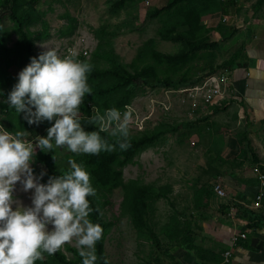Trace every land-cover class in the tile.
Wrapping results in <instances>:
<instances>
[{
  "label": "rangeland",
  "instance_id": "obj_1",
  "mask_svg": "<svg viewBox=\"0 0 264 264\" xmlns=\"http://www.w3.org/2000/svg\"><path fill=\"white\" fill-rule=\"evenodd\" d=\"M118 1L39 0L36 8L42 20L28 28L36 32H47L48 36L45 40L35 43V55L46 47H55L59 54L68 49H72L76 54L88 50L89 53L85 59L94 62L96 68L104 69L107 62L102 57H93L98 45L94 32L104 27L107 35L101 38L108 37L111 40L113 51L122 63L135 65L139 71L149 68L160 80L170 79L172 83H178L177 86L173 84L169 88L182 89L193 85L190 84L191 80L197 83L205 78L206 76H203L209 70L213 58L221 62L228 59L232 53L230 48L227 49L229 53L224 48V44L234 36L233 30H227L230 21L224 22V16L221 13L212 11L202 14L201 24L211 31L207 36L214 41L219 38L215 31L217 32L221 26L225 27L224 30L222 29L224 41L219 40L221 44L211 51H204L195 57L188 58L184 65L159 62L152 57L151 53L145 51L148 40H154V49L158 53L174 54L183 49L181 43L161 40L157 34L163 26L160 19L148 16L155 8L165 7L168 0H135L128 2L120 9L116 7ZM239 1L245 4L244 13L247 14L245 17L242 11L239 16L256 19L264 16V8L258 9L256 5L260 0ZM66 12L78 21L76 30L70 37L61 35L69 24L64 17ZM0 16L2 17L1 26L10 29L11 22L8 15L0 11ZM102 33L100 31L98 34L102 35ZM14 40L15 37L12 36L8 45ZM18 71L19 69L15 67L10 69L14 77ZM143 87H145L144 91L139 96L150 95L162 101L164 106L157 105L151 112L140 100L135 98L134 102H131V108L127 110L132 116L129 121V137L134 138L141 133L156 132V138L149 147L133 156L132 164L123 167L122 177L124 181L138 180L140 183L153 187L155 193L145 195L148 200L143 214H146L145 220L148 223L146 230L154 231L161 245L164 239L171 240V236L175 238L178 231L184 229L187 221L183 220V216H187L192 209L196 210L201 205L202 201L198 202V207H195V198L199 199L203 196L201 192L204 188L210 190L213 187L215 180L206 178L207 171L204 163L209 158L204 143L210 132L218 133L221 128L219 123L210 122V120L214 119L217 111L226 109L228 105L225 106L223 103L219 110L212 109L207 114L201 109L194 110L191 106L192 109L178 94L172 99L171 105L166 103V99L160 96V92H157L156 96L153 92H149L158 85ZM96 109H93L95 112L92 114L97 112ZM231 131L235 133L237 129ZM26 136L29 138L30 134ZM248 139L250 140L249 137ZM249 140L247 137L239 138V144L242 147L240 158L248 155L246 144L250 143ZM53 150L55 153L50 155L53 169L58 172L68 167L67 158L74 153L66 151L63 146L55 147ZM33 151L35 155L39 152V148L34 145ZM215 158L219 162V158ZM34 162L33 157L31 166L34 171L37 173L43 171L46 179L49 175L47 168L35 165ZM93 187L96 189L93 199L99 208L100 217L108 225L104 245L109 259L113 264H150V256L156 247L146 237L139 235L129 214L122 188H114L102 195L96 185ZM16 195L27 202L26 195L20 191L19 187ZM60 250L67 260L78 256L74 241L66 242Z\"/></svg>",
  "mask_w": 264,
  "mask_h": 264
},
{
  "label": "clouds",
  "instance_id": "obj_2",
  "mask_svg": "<svg viewBox=\"0 0 264 264\" xmlns=\"http://www.w3.org/2000/svg\"><path fill=\"white\" fill-rule=\"evenodd\" d=\"M92 65L69 49L61 56L46 47L15 75L0 102L7 103L27 125L48 122L46 135L34 140L22 130L9 131L0 124V264H34L74 241L80 264H97L107 258L97 254L103 228L90 214L89 197L96 189L83 161L67 158L68 168L57 174L37 173L31 166L34 145L41 151L63 146L74 154L126 150L130 146L131 113L115 106L102 113H81L86 94L91 93L88 75ZM87 125H98L87 130ZM106 131L112 141L101 132ZM27 202L17 195V188Z\"/></svg>",
  "mask_w": 264,
  "mask_h": 264
},
{
  "label": "trees",
  "instance_id": "obj_3",
  "mask_svg": "<svg viewBox=\"0 0 264 264\" xmlns=\"http://www.w3.org/2000/svg\"><path fill=\"white\" fill-rule=\"evenodd\" d=\"M134 1L119 0L116 7L120 9L128 2ZM38 2L39 0H0V11L5 12L11 22L10 29L2 27V17L0 16V99L6 96L15 81V77L10 73V69L12 67L20 69L28 63V58L35 56V43L45 40L48 36L47 32H36L28 28V26L37 24L42 20L41 14L36 8ZM257 3L258 9L264 8V0H260ZM212 11L219 12L222 16H236L241 12L238 8L237 0H168L165 7H162V9L155 8L154 11H150L148 16L160 19L163 26L158 30L157 34L161 40L181 43L183 49L174 54L158 53L154 49V40L150 39L145 44V51L151 53L152 57L159 62L184 65L188 58L195 57L204 51L213 50L222 42L219 40L214 41L211 37L209 38L207 34L211 33V31L201 24L202 14ZM64 17L68 20L69 24L61 32V35L63 37H70L74 34L78 21L68 12L65 13ZM222 29L224 30L225 27L221 26L217 29V32L215 31L221 39L223 37ZM227 30L236 32V29L229 25ZM100 31L103 32L102 35L98 34ZM106 32L104 27L94 32L98 45L93 57H102L107 62V66L104 69L96 68L94 62H89L92 65V70L88 75L91 93L85 95L80 106L81 113L84 116L95 112L93 110L95 108L100 113L105 108L112 106L122 110L133 99L143 93L144 85H158V87L165 85L171 87L170 85L174 84L170 79L160 80L149 68L139 71L135 68V65L122 63L119 56L113 51L111 40L108 37L106 39L101 38V36L107 35ZM12 36L15 37V40L8 45ZM141 51L144 52V50ZM244 54L245 49L242 48L221 62H218L217 58H213L212 63L209 65V70L203 77L206 76L205 78H207L211 74L227 68L235 70L237 63L243 58ZM202 80L197 83L191 80L190 84L196 85ZM177 84L175 83L174 85L177 86ZM219 109L220 107L213 109V111ZM81 122L85 124L87 130H91V127H96L98 130V125H87L84 120ZM0 124H3L9 131H24L25 136L23 138L27 140H34L37 136L46 135V128L48 127V122L45 121L40 122L39 125H27L16 116L14 110L10 109L7 103L2 102H0ZM26 134H30V137L27 138ZM101 135L112 141V137L108 136L106 131L101 132ZM155 138L156 132L141 133L138 137H129L130 146L126 150L100 152L97 155L73 154L72 157L78 162L83 161L86 170L90 173L92 185H96L102 195L114 188H122L124 192L123 197L130 211L129 214L132 216L133 224L139 235L144 238L146 237L149 242L158 248L160 246L158 236L154 231L146 230L148 223L145 220L146 214H143L146 201L148 200V197L145 198V195L155 193L153 187L140 183L138 180L124 181L122 177L123 167L132 164L133 156L149 147ZM248 148L251 150V146L248 145ZM47 152L49 153L47 154ZM51 153L54 154V150L41 151L39 149V152L33 156L35 160L34 164L45 166L49 175L67 170L68 167L62 168L58 172L53 169L51 164L53 161H51L52 157H50L53 154ZM201 193L208 196L210 190L209 188H204ZM201 198H195V207H198V202H200ZM204 198L203 196V200ZM89 200L91 202L90 206L93 208L90 216L94 221L100 223L103 228L102 238L96 245L97 254L99 257L107 258L108 264H113L107 256L104 245L108 225L101 219L99 208L93 196L89 197ZM186 228L187 224L184 225L183 230L178 231L175 239L180 238L185 233ZM173 238L172 236L170 237L169 243L173 241ZM34 264H80V257L77 256L75 259L67 260L61 250L58 249L51 255L44 253V258L35 261ZM97 264H103V259H99Z\"/></svg>",
  "mask_w": 264,
  "mask_h": 264
},
{
  "label": "crops",
  "instance_id": "obj_4",
  "mask_svg": "<svg viewBox=\"0 0 264 264\" xmlns=\"http://www.w3.org/2000/svg\"><path fill=\"white\" fill-rule=\"evenodd\" d=\"M237 3L244 13L245 4ZM239 15L227 16L236 32L224 48L227 53L230 48L231 55L243 48L245 54L231 74L234 94L224 102L228 106L210 120L221 125L220 131L210 132L204 143L209 158L204 163L206 178L215 182L210 194H204V200L202 196L200 207L183 216L185 233L171 243L164 239L151 254L150 264H226L227 250L233 251L228 264H264V200L261 209L253 208L261 192L254 170L264 173V16ZM246 137L250 138L248 155L240 158L239 138ZM215 184L224 188L225 199L216 194ZM240 234L246 240L234 247L231 241Z\"/></svg>",
  "mask_w": 264,
  "mask_h": 264
},
{
  "label": "built area",
  "instance_id": "obj_5",
  "mask_svg": "<svg viewBox=\"0 0 264 264\" xmlns=\"http://www.w3.org/2000/svg\"><path fill=\"white\" fill-rule=\"evenodd\" d=\"M223 21L229 22L230 18L227 16H224ZM70 50L72 53H75L72 49ZM67 52L68 51L60 53V55L63 56ZM88 53L89 51L85 50L83 53H77V54L75 53V54L77 58L83 60V58L87 57ZM233 71L234 70L232 68L220 70L219 72L211 74L207 78H204L200 83L196 85H190L187 88L172 89L169 87H161V88L155 87L149 92H153L154 93L153 95L155 96L157 95V92H160V96L162 98L164 97L166 99V103L170 105H171L172 99L175 98L176 94H178V96L182 98L184 102L189 104L190 107L192 106L194 110L201 109L205 113L209 114L212 109L221 107V105L224 102L228 101L233 96L234 91L230 87L231 86V74L233 73ZM137 99L140 100L142 103H144V106H146V108L150 110L151 112H153L154 108L157 105L164 106V103L162 101L150 95H147V96L145 95V97L139 96L136 98V100ZM130 104L126 105L122 109V111L129 110L131 108ZM254 172L259 178L261 192L257 196L254 202L253 208L255 210H259L262 208L263 206L262 203L264 200V173H262L258 168H255ZM214 191L222 199H225L227 197L226 191L221 186V184H215ZM244 240H246V235L240 234L238 236H235L232 239L231 243L234 247H236L239 245V242L244 241ZM232 255H233L232 250L225 251L223 254L224 263L226 264L230 263Z\"/></svg>",
  "mask_w": 264,
  "mask_h": 264
}]
</instances>
